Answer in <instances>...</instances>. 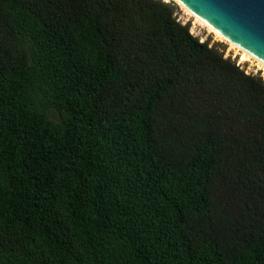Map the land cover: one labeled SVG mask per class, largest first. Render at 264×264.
<instances>
[{"label": "trees", "instance_id": "16d2710c", "mask_svg": "<svg viewBox=\"0 0 264 264\" xmlns=\"http://www.w3.org/2000/svg\"><path fill=\"white\" fill-rule=\"evenodd\" d=\"M173 0H0V264H264V78Z\"/></svg>", "mask_w": 264, "mask_h": 264}, {"label": "water", "instance_id": "95a60500", "mask_svg": "<svg viewBox=\"0 0 264 264\" xmlns=\"http://www.w3.org/2000/svg\"><path fill=\"white\" fill-rule=\"evenodd\" d=\"M264 63V0H173Z\"/></svg>", "mask_w": 264, "mask_h": 264}, {"label": "rangeland", "instance_id": "374dc122", "mask_svg": "<svg viewBox=\"0 0 264 264\" xmlns=\"http://www.w3.org/2000/svg\"><path fill=\"white\" fill-rule=\"evenodd\" d=\"M179 9L177 11L178 19L183 23H190L191 32L198 36L200 40L208 39L210 44L216 43L217 46L224 50L225 55H231L232 58L237 59V62L243 67L247 72L250 73H260L264 78V65L259 63L258 61L252 59V61H241V55H244V51L237 47L236 45H232L229 41H227L224 37L218 36V34L211 31L207 26L202 24L200 21L195 19V17L183 6L179 5ZM246 59L247 56L244 55Z\"/></svg>", "mask_w": 264, "mask_h": 264}, {"label": "bare ground", "instance_id": "6f19581e", "mask_svg": "<svg viewBox=\"0 0 264 264\" xmlns=\"http://www.w3.org/2000/svg\"><path fill=\"white\" fill-rule=\"evenodd\" d=\"M186 9V8H184ZM187 10V9H186ZM189 11V10H188ZM190 12V11H189ZM195 19H197L198 21H200L202 24H204L205 26H207L211 31H213L214 33L218 34V36L224 37L219 31H217L216 29H214L213 27H211L210 25H208L207 23H205V21L201 20L200 18H198L197 16H195L192 12H190ZM225 38V37H224ZM232 45H235L234 43L230 42ZM237 46V45H236ZM238 47V46H237ZM241 49V48H240ZM243 50V49H242ZM244 55L247 56V58H244V55H241V61L242 60H246V61H252V59L258 61L259 63L263 64V62H261L260 60L254 58L250 53H248L247 51L243 50Z\"/></svg>", "mask_w": 264, "mask_h": 264}]
</instances>
